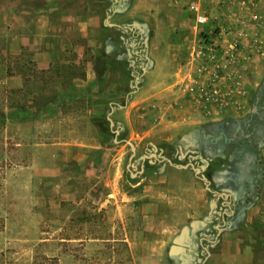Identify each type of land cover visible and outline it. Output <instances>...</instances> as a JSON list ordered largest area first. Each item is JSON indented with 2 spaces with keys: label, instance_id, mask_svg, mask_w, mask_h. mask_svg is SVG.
<instances>
[{
  "label": "rangeland",
  "instance_id": "374dc122",
  "mask_svg": "<svg viewBox=\"0 0 264 264\" xmlns=\"http://www.w3.org/2000/svg\"><path fill=\"white\" fill-rule=\"evenodd\" d=\"M37 1L0 0V16L9 17L14 34L21 32L20 4ZM95 1L91 12L101 25L92 28V44L86 41L85 64L76 56L52 63L15 52L17 41H6L0 24V264H201L203 220L183 224V173L165 161L183 165L184 152L212 162L215 150L196 131L231 137L241 127L255 132L254 145L264 143V58L238 43L231 56H213L221 47L214 38L237 29L217 24V17L228 19L222 0H151L134 18L124 15L130 0L120 7ZM233 13L245 18L238 8ZM197 16L206 23L199 25ZM106 24L135 28L140 39L107 31ZM238 28L237 40L249 32ZM108 35L121 41L112 52L118 61L98 76L95 60ZM216 71L225 79L228 71L234 75V103L215 100ZM18 74L21 86L9 80ZM111 103L119 106L112 112ZM115 129L133 143V156L127 142L114 143ZM225 152L234 155L232 167L243 166L241 180L220 178L217 170L210 179L227 187L244 181L246 189L251 161L261 160L258 150L240 135ZM151 153L164 161L140 159ZM197 187L207 209L206 191Z\"/></svg>",
  "mask_w": 264,
  "mask_h": 264
},
{
  "label": "crops",
  "instance_id": "0c3cea01",
  "mask_svg": "<svg viewBox=\"0 0 264 264\" xmlns=\"http://www.w3.org/2000/svg\"><path fill=\"white\" fill-rule=\"evenodd\" d=\"M94 1L38 0L36 5L30 6L23 2L20 4L18 21L21 32L14 34L11 30L12 21L9 20V17L5 15L1 18L0 16V24H3L4 27L3 37L10 43L17 41L15 52L22 53L27 50L32 52V56L43 60L50 59L49 62L52 61V63L56 58H61L63 62L67 63L76 56L77 59L85 64L86 41L89 44L87 47L92 44L90 38L92 28H99L101 25L99 16L93 15L91 12ZM120 1L113 0V4L120 7ZM150 2L151 0H130V6L125 9L124 15L129 18L141 16L142 12H145L148 5H150ZM222 2L229 9L230 14L228 13V19L217 17V24L228 27L236 26V32H239L238 27L243 26L244 28H249V32L243 30L244 34L241 31L242 35L238 38L239 41L233 37L234 34H237L233 30L226 36L219 34L214 39L215 42L221 44V47L217 48V50H212L214 51L213 56L221 55L222 59L225 58L226 54L228 57L231 56L234 53L232 48L238 43L243 44V48H238L242 52H250L264 58V0H222ZM105 5L106 8L109 6ZM236 8L245 14V18L233 17V11ZM14 19L17 20L18 18ZM108 27L117 28L116 26ZM244 42L248 43L244 44ZM201 53L204 54V51H201ZM73 64H76V62L74 61ZM220 72L216 71L213 73L215 79L211 84V91H218L217 95H223V89L226 85L228 91L225 93L226 95H223L222 99L219 96L215 98L213 93L208 98L225 101L227 105L234 103V75L228 71V78L225 79ZM9 80L14 83L18 81L21 86L23 76L21 74L9 76ZM199 90L201 93L198 100L203 103L205 102L202 93L203 89ZM208 98L207 100L209 101ZM115 105V103H111L110 107L114 109ZM116 107L119 106L116 105ZM120 134L121 130H119L117 139L119 138L121 142H127V135L120 138ZM259 153L264 173V143L261 145ZM171 168L175 172L183 173V224L187 222L188 218L195 220L200 217V220H203L201 224L212 221L211 214L213 207L218 202V198L208 192V187L203 185L198 173L193 169H182L174 166ZM198 185L201 187L200 191H206L207 202H209V208L207 207V209L203 205V194H197ZM193 191L196 193L195 196H198L194 200L192 198ZM242 214L243 217L239 226L236 227L233 222L232 228H226L220 234H217V240L213 245H217L218 248L213 252L209 251L202 264H264V175L259 184L258 193ZM206 218L208 219L206 220ZM230 224H232V220H230Z\"/></svg>",
  "mask_w": 264,
  "mask_h": 264
},
{
  "label": "flooded vegetation",
  "instance_id": "af4514ba",
  "mask_svg": "<svg viewBox=\"0 0 264 264\" xmlns=\"http://www.w3.org/2000/svg\"><path fill=\"white\" fill-rule=\"evenodd\" d=\"M122 29L127 33H132V40L140 39V34L137 33L134 28L122 27ZM136 77L137 76H135L134 78L135 80ZM259 102L260 100L258 99L256 103L259 104ZM252 118L253 115H251L250 119ZM250 124L251 123H247V126H249ZM228 125L229 123H226V126ZM196 133H201L202 138L205 141H209L211 146L210 148L215 150V157L211 158L212 162L206 161L203 156L189 157L188 155H186V153L183 152V165H189L187 169H192V167L199 169L200 171L198 175L201 181L205 183V186L208 185V192L218 198V202L213 207V212L211 214L213 220L209 223L200 224L201 237L199 238L198 245L200 248V254L203 256L204 260L209 253L210 245H213L216 242L218 237L217 234H220L226 228H232L235 219L241 217L244 209L254 199V196L258 193L259 184L261 182V179L263 178L264 173L262 171V164L260 160L261 157H259L260 163L256 162L255 160L251 161L252 168L249 169V173H251L253 177H251L249 180H246L247 184H249L246 189L244 188V181L235 184L233 187H227L223 183L215 184L210 179L213 170H217L220 172V178L231 177L234 179H240V175L245 172L243 166L239 167L235 164V166L232 167V164H234V155L231 152H225L226 149L229 150L231 146L237 141L238 136L241 135V137L246 140L248 147L256 151L258 150V155H260L259 151L262 143L258 141L254 145L252 137L254 136L255 132L250 131L249 133H243L241 127H236L231 137L227 136L224 132H219L216 136H214L213 134H205L203 131H196ZM154 151L156 152V150ZM152 154L154 153L149 154V156ZM148 159L149 158L141 160L147 161ZM150 159L155 162L164 161L159 160L156 153L155 157H150ZM230 220H232V224H230ZM210 232L216 233L213 239H208L206 237V235L210 234ZM181 260L183 261V254L181 256Z\"/></svg>",
  "mask_w": 264,
  "mask_h": 264
},
{
  "label": "trees",
  "instance_id": "16d2710c",
  "mask_svg": "<svg viewBox=\"0 0 264 264\" xmlns=\"http://www.w3.org/2000/svg\"><path fill=\"white\" fill-rule=\"evenodd\" d=\"M104 1L109 2L106 0H102V2H104ZM108 16H111V11L108 12ZM105 29L107 31H112V30L117 31L119 34L124 32V30L122 28L119 29V28H109V27L106 28L105 27ZM106 41H107V43L105 44V49H103L100 52L99 56L95 60V72L97 73L98 76L103 75V70H104L105 66L115 65V64H117V61H118L117 55H112V52H113L114 47L117 45V43L118 42L121 43L120 39L115 40V39H113V37L108 35L106 38ZM127 64H128V62L125 61V65H127ZM123 65H124V63H123ZM138 71H140V70L138 69ZM127 74L129 75V73H127ZM53 106H56V105H54V104L51 105V107H53ZM114 107H116V105ZM108 109H109V107H107V110ZM105 132L108 136L113 137V134L110 132V130L108 128L106 129Z\"/></svg>",
  "mask_w": 264,
  "mask_h": 264
},
{
  "label": "water",
  "instance_id": "95a60500",
  "mask_svg": "<svg viewBox=\"0 0 264 264\" xmlns=\"http://www.w3.org/2000/svg\"><path fill=\"white\" fill-rule=\"evenodd\" d=\"M107 26H110V27H112V26H116V27H119V26H117V25H114V24H106ZM120 28V27H119ZM136 80L138 81L139 80V76H137L136 77ZM113 111V107H111V112ZM111 112L109 113V115H108V117H107V120L109 121V123H110V127H112V125H113V123H112V120H111V118H110V114H111ZM114 135H115V137H114V143H117L118 141H117V136H118V134H119V129H115L114 131ZM127 144L129 145V147L131 148V150H132V156L134 155V153H135V148H134V146H133V144H131L130 142H127ZM150 157H155V154H152V155H150V156H143L141 159L142 160H144V159H146V158H150ZM170 165H173V164H171V162L170 161H167ZM174 167H179V168H182V169H187L188 168V166L189 165H173ZM192 169L196 172V173H199V169H196V168H194V167H192ZM208 189V188H207Z\"/></svg>",
  "mask_w": 264,
  "mask_h": 264
},
{
  "label": "built area",
  "instance_id": "2783aa9c",
  "mask_svg": "<svg viewBox=\"0 0 264 264\" xmlns=\"http://www.w3.org/2000/svg\"><path fill=\"white\" fill-rule=\"evenodd\" d=\"M206 21H207V18H206V17H204V16H197V23H198L199 25H203V24H205Z\"/></svg>",
  "mask_w": 264,
  "mask_h": 264
}]
</instances>
